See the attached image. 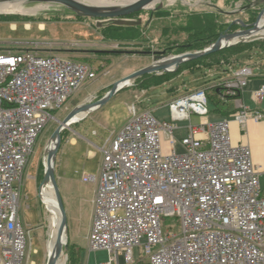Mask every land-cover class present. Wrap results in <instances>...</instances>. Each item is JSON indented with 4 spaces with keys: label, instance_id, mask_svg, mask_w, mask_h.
Segmentation results:
<instances>
[{
    "label": "built area",
    "instance_id": "1",
    "mask_svg": "<svg viewBox=\"0 0 264 264\" xmlns=\"http://www.w3.org/2000/svg\"><path fill=\"white\" fill-rule=\"evenodd\" d=\"M251 76L245 66L217 85L221 100L235 102L233 118L241 127L264 118L240 100ZM96 78L82 60L0 51V264L26 258L20 193L39 135ZM253 98L264 99V84ZM209 101L205 88L186 91L166 103V120L132 104L124 124L103 141L87 249L106 251L108 260L94 264H118L119 254L135 264V249L147 264H264L260 171L248 146L230 143L227 120H205ZM193 115L204 120L193 124ZM181 120L188 123L178 153L174 132ZM167 219L177 232L171 226L163 232Z\"/></svg>",
    "mask_w": 264,
    "mask_h": 264
},
{
    "label": "rangeland",
    "instance_id": "2",
    "mask_svg": "<svg viewBox=\"0 0 264 264\" xmlns=\"http://www.w3.org/2000/svg\"><path fill=\"white\" fill-rule=\"evenodd\" d=\"M249 1L252 3L251 9L243 10L241 7L246 4L247 0H160V5L164 9L172 11L173 15L169 17L153 15L151 20L154 21L155 29L149 32V35L154 37L156 41L161 33L159 30L161 22L162 24L180 23L183 19L181 10L188 11L189 9H207L210 11L221 9L223 14L221 13L219 19L226 24L235 26L234 30L227 29L224 33L241 30L242 27L238 20L245 24L253 23L264 6L259 0ZM157 6L158 4H155L151 9L142 10L134 15L131 14L124 19L141 20V23H146L150 19V11ZM37 7L38 10L33 14L15 12L6 15L11 19H1V16L5 15L0 14V51L9 50L15 53L25 50H38L41 54L54 53L63 58L82 60L95 68L97 78L69 99L62 110L53 113L54 119L47 124L39 135L24 170L20 193V218L23 226L28 230V245L24 264L46 263V246L52 214L42 202L40 192L43 186L40 184L44 175L47 146L52 133L59 125V121H62L77 105L97 100L109 90L113 83L150 64L152 59L149 50L155 51V47H157V42L151 48L144 45H121L117 42H106L102 39V35L108 31L111 24H114L111 20L78 17L61 4L25 2L22 8L31 10ZM40 7L41 9H39ZM255 14V19L251 20V16ZM98 22L100 23L98 24ZM110 29L118 31L112 27ZM255 40L264 41V37L258 33L246 40L239 39L237 43ZM205 73L207 71L204 68H193L174 77L164 76L163 82L146 88L135 90L132 85L125 86L115 92L100 108L88 112L84 119L76 124L71 123L60 132L63 134L67 131V136L58 151L54 173L56 181L59 180L57 185L60 195L62 194L63 197L69 235L74 238L80 250L81 255L78 264H83L85 261L84 242L90 223L91 199L94 188L93 183L82 182V178L84 176H98L101 158L99 147L110 134L115 133L124 124L129 115L128 107L130 105L134 104L136 108L148 107L152 109L153 115L157 119L166 120L168 119L166 103L185 90L194 89L205 77ZM156 75L161 76L163 74ZM133 81L134 79L130 80L131 84ZM219 108L223 107L219 106ZM218 116L219 113L214 110V105L209 101L208 114L205 120L215 121ZM197 121L199 118L193 115L191 122L197 124ZM187 123V120L177 121V125L180 127L187 125ZM184 134L182 128L174 132L178 153L183 150L178 139ZM57 176L65 180L71 187L69 195L65 192L67 186L64 187L65 194L62 187L60 190L61 179ZM169 226L174 232L179 229L178 224L167 219L163 223V232ZM135 250L136 255L139 249ZM67 254V247L63 246L59 260L65 259L67 263ZM102 256L101 253L100 255L98 253L91 254V261L94 257L99 259Z\"/></svg>",
    "mask_w": 264,
    "mask_h": 264
},
{
    "label": "trees",
    "instance_id": "3",
    "mask_svg": "<svg viewBox=\"0 0 264 264\" xmlns=\"http://www.w3.org/2000/svg\"><path fill=\"white\" fill-rule=\"evenodd\" d=\"M251 7L252 3L247 0L246 4L243 5L241 8H243V10H250ZM221 13L223 14V10L221 9H216L215 11H210L207 9H189L188 11L181 10V16H183L181 22L170 24H162L161 22V27L159 29L161 33L155 41V38L149 35V32L155 29L153 23L154 21L151 20V17L153 15H157L158 17H169L173 15L172 11L164 9L163 6H160L150 11V19H148V22L141 23L139 25L111 24V27L115 28V30L118 31H112L114 29L111 30L110 27L108 28V31L104 35H102V37L103 40H106V42H117L121 45H144L148 48H151V46H154V44H156L157 42L158 48L155 47V51L164 53V55L166 56L177 55L184 52L193 53L209 47L215 42L219 35L226 32L227 29L230 31L235 29V26L231 24H226L221 19H219ZM4 15L5 16H1V19H11V17L6 16L9 14ZM251 17V20H254L256 14ZM181 36L182 38H184H180ZM173 38H175V40H173ZM254 49H260L264 52V41L255 40L251 42L237 43L235 45L225 47L217 52L201 56L197 59L186 61L179 65L177 70L172 73H164L161 76L154 74H145L139 76L134 79L132 87H135V90H138L139 88L141 89L146 88L148 86H153L155 84L163 82V78H165L164 76L174 77L180 74L183 70L197 65L210 66L219 64L221 62L228 63L234 60H245L252 55ZM205 89L207 91V88ZM211 90L212 92L209 93L207 91L208 98L214 106H218L221 100L217 97L216 91L219 90V87L214 86L211 88ZM104 94H102L101 97H103ZM57 182H59V180ZM67 251L68 262L66 264H72V262L74 261V256L69 251V244L67 246Z\"/></svg>",
    "mask_w": 264,
    "mask_h": 264
},
{
    "label": "water",
    "instance_id": "4",
    "mask_svg": "<svg viewBox=\"0 0 264 264\" xmlns=\"http://www.w3.org/2000/svg\"><path fill=\"white\" fill-rule=\"evenodd\" d=\"M33 2V3H55L61 4L71 10L75 15L78 17H87V18H95V19H105L111 20L115 25H139L141 20H127L124 17L129 16L131 14L140 12L145 9H151L152 6L158 4L157 8L160 7V0H135L130 3L126 4H117V5H110V6H99V5H90L83 3L79 0H0L1 2ZM259 2L264 4V0H259ZM156 7H154L155 9ZM264 15V6L263 9L258 13L255 21L251 24H245L243 21L238 20L242 29L232 32V33H222L219 37L215 40L213 44L209 47L196 52H184L177 55H169L166 56L164 53H160L157 51L149 52L152 55V62L148 65L141 67L140 69L130 73L129 75L125 76L123 79L116 81L113 83L106 94L98 100L89 101L87 103H82L74 107L70 113L66 115V117L59 121V125L52 133L50 140L56 142L55 147L52 150H46L45 160H44V175L41 181V186L46 184H50L53 194L56 200L57 208L60 215V221L58 225L57 231V240L58 245L55 251L52 254L47 255L46 264H55L57 260H59L60 255L62 254V247L66 246V243H61V238L66 231L67 226V219L66 213L63 206V201L60 195L59 187L57 185V181L55 178L54 173V166L56 160V154L59 149L61 143V135L60 132L66 128L64 126L70 122L72 117L77 114L78 112H88L94 109L101 107L105 104L111 96L117 92L119 89L125 87L119 86V83L123 81H130L139 76L145 74H162L165 72H173L175 71L180 64L197 59L201 56L211 54L214 52L219 51L227 46L234 45L238 42L239 39L246 40L252 36V32L258 30V24L261 20V17ZM100 22H98L99 24ZM233 42H230L233 40Z\"/></svg>",
    "mask_w": 264,
    "mask_h": 264
},
{
    "label": "crops",
    "instance_id": "5",
    "mask_svg": "<svg viewBox=\"0 0 264 264\" xmlns=\"http://www.w3.org/2000/svg\"><path fill=\"white\" fill-rule=\"evenodd\" d=\"M102 39H103V37H102ZM245 66H249L251 68L252 76L248 79L246 87L241 90L240 100L246 107L250 108L251 110L256 109V110L261 111L264 114V99L261 102H258L253 98V91L258 89V87H260V85L264 84V52L261 51L260 49H255L252 52V55L245 60L244 59L234 60V61H230L228 63L221 62L219 64L210 65V66L197 65V66H193L191 68H187V69L183 70L181 73H183L187 70H191L193 68H201V69L204 68L207 71V73L204 74L205 77L202 78L200 83L194 89L205 87V88H207V91L209 93V92H212V90H211L212 87L217 86L220 82H222L226 79H229L231 77L232 73L234 72V70L240 69V68L245 67ZM175 71H173V72H175ZM165 73H172V72H165ZM162 74H164V73H162ZM180 74H178V75H180ZM154 75H156V74H154ZM194 89H191V90H194ZM186 91H190V90H185L183 93H185ZM216 93H217V97L220 99V90H217ZM179 95H181V94H179ZM179 95H176L175 97H177ZM175 97H173V98H175ZM98 99H100V98H98ZM172 99H170V100H172ZM219 106H222L223 108H219ZM143 108H148V107H143V106L140 107V109H143ZM94 110H96V109H94ZM94 110H92V111H94ZM214 110L219 113V116L215 121L227 120V122H228L230 143L232 145H244V146L249 147V149L251 151V161L255 166L258 167V169L260 171L259 186L261 189V193L264 195V118L260 119L259 121H256V122L251 120V119H248L247 122L245 123V126L241 127L233 118V113L236 111V107H235V102L231 99H228L225 101L221 100V102L218 104V106H214ZM89 112H91V111H89ZM85 117H86V115L82 119H84ZM198 118H199V121H197V123H200L202 120H204L200 117H198ZM82 119H80V120H82ZM80 120L72 122V123L76 124ZM183 127L184 126H182V130L186 134V130ZM66 133H67V131H65L61 136V143H60L59 149L62 146V144H63V142L67 136ZM59 149H58V151H59ZM58 151L56 154L57 159H58ZM100 160H101V158H100ZM84 177H86V176H84ZM58 178H60V177H58ZM83 178H82V182H84ZM94 178H95V180L91 182L94 184V188H93V195H92V199H91L90 223L88 226L87 234L85 235L84 247L86 250V256H85V261L83 264L103 263V262H106L108 260V254L106 251L98 250V251L90 252L87 249V236H88V233L90 230L92 208H93L92 200L94 197V193H95V189H96V182H97V177H94ZM60 179H61L60 190L62 187L63 192H64V187L67 186L65 189V192H67L68 193L67 195H69L71 187L68 186L69 184L66 183L65 180H63L62 178H60ZM85 183H90V182H85ZM65 192H64V194H65ZM61 197H62V194H61ZM62 201H63V197H62ZM66 219H67V217H66ZM66 243H67L66 247L69 244V251L74 256V261L72 262V264H78V259L80 258V255H81L80 250H79V247L77 246L74 238H72L69 235V226L68 225L66 226ZM96 253H98L99 255L101 253L103 256L99 259H96L94 257V259L91 261V254H96ZM137 254L135 255V252H134V258L136 261L135 264H147V261L140 257L139 251L137 252ZM46 260H47V257H46ZM118 264H125L121 254L118 255Z\"/></svg>",
    "mask_w": 264,
    "mask_h": 264
},
{
    "label": "bare ground",
    "instance_id": "6",
    "mask_svg": "<svg viewBox=\"0 0 264 264\" xmlns=\"http://www.w3.org/2000/svg\"><path fill=\"white\" fill-rule=\"evenodd\" d=\"M83 3L86 4H90V5H99V6H110V5H117V4H126V3H130L133 2L135 0H116V1H110V0H79ZM23 7V3L22 2H16V1H12V2H1L0 3V14H11V13H15V12H22V13H36L35 11L38 10L37 8H33L31 10H28L26 8H22ZM41 9V7L39 8ZM258 30H255L252 32V36H256L258 33L261 34L262 37H264V15L261 17V20L258 24ZM233 40L229 41L233 42ZM131 82L130 81H123L121 83H119V86H130ZM89 112V111H88ZM88 112H78L77 114H75L72 119L70 120V122L64 126H69L70 123L78 121L80 119H82ZM56 145V142H52L51 140H49V144L47 146L48 150H52ZM40 195L42 197V202L46 205L48 211L52 214V219H51V223H50V228L48 231V240H47V255L48 254H52L57 245H58V240H57V231H58V225H59V221H60V215H59V211L57 208V204H56V200L53 194V190L50 186V184H46L42 187ZM61 243L64 244L66 243V235L65 233L63 234L62 238H61ZM55 264H66V260H57V262Z\"/></svg>",
    "mask_w": 264,
    "mask_h": 264
},
{
    "label": "flooded vegetation",
    "instance_id": "7",
    "mask_svg": "<svg viewBox=\"0 0 264 264\" xmlns=\"http://www.w3.org/2000/svg\"><path fill=\"white\" fill-rule=\"evenodd\" d=\"M149 52H152V51H149ZM150 58H152V55H150Z\"/></svg>",
    "mask_w": 264,
    "mask_h": 264
}]
</instances>
